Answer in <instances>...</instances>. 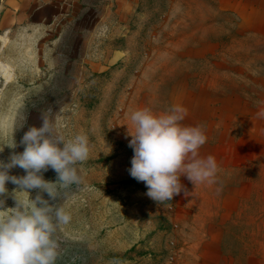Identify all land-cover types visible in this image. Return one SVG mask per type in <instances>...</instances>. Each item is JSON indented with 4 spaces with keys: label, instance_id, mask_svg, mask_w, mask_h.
I'll use <instances>...</instances> for the list:
<instances>
[{
    "label": "rangeland",
    "instance_id": "obj_1",
    "mask_svg": "<svg viewBox=\"0 0 264 264\" xmlns=\"http://www.w3.org/2000/svg\"><path fill=\"white\" fill-rule=\"evenodd\" d=\"M0 29V160L41 113L67 107L88 139L80 182L59 187L56 264H264V0H23ZM182 105L202 126L214 183L158 203L129 174L132 112ZM16 142V147L11 148ZM10 175L23 176L16 167ZM44 179L55 182L49 169ZM12 193L35 198L9 182ZM45 199H49L47 194Z\"/></svg>",
    "mask_w": 264,
    "mask_h": 264
},
{
    "label": "clouds",
    "instance_id": "obj_2",
    "mask_svg": "<svg viewBox=\"0 0 264 264\" xmlns=\"http://www.w3.org/2000/svg\"><path fill=\"white\" fill-rule=\"evenodd\" d=\"M70 111L60 107L42 112L40 125L28 127L20 140L23 151L14 152L7 162L0 160V197L8 193L9 182L29 194L39 190L35 198H20L16 190L11 194L15 207L0 216V264H56L55 234L63 231L71 215L63 206L54 208L49 200L57 198L58 186L80 182L77 165L89 157L87 137L69 130ZM186 115L187 109L179 104L162 114L144 108L130 115L134 131L127 129L128 146L133 150L128 171L145 184V194L157 204L172 201L182 191L185 197L189 195L181 177L195 186L214 183L217 174L215 157L200 155L207 140L202 126L184 125ZM257 118L264 119V110L257 112ZM9 147L15 148L16 142ZM16 167L25 175H10ZM49 169L57 175L55 182L44 179ZM4 203L0 199V208Z\"/></svg>",
    "mask_w": 264,
    "mask_h": 264
},
{
    "label": "crops",
    "instance_id": "obj_3",
    "mask_svg": "<svg viewBox=\"0 0 264 264\" xmlns=\"http://www.w3.org/2000/svg\"><path fill=\"white\" fill-rule=\"evenodd\" d=\"M23 0H0V29L1 35L9 36L11 25L14 23L11 6L21 4Z\"/></svg>",
    "mask_w": 264,
    "mask_h": 264
}]
</instances>
